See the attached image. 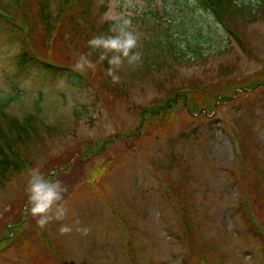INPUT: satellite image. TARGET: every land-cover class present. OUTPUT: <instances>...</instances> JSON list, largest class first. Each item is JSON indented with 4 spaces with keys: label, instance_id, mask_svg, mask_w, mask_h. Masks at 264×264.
<instances>
[{
    "label": "rangeland",
    "instance_id": "1",
    "mask_svg": "<svg viewBox=\"0 0 264 264\" xmlns=\"http://www.w3.org/2000/svg\"><path fill=\"white\" fill-rule=\"evenodd\" d=\"M57 1L49 3L52 17ZM0 7L12 15H0V103L8 115L31 114L39 123L31 166L0 190V264H264L253 226L240 215L264 231V16L239 27L248 57L195 0H91V35L111 34L116 17L129 18L142 53L138 65L120 67L111 93L104 74L103 81L89 78L93 70L82 72L88 87L38 65L18 70L13 60L22 46L70 69L81 49L74 53L61 22L47 36L33 3L18 6L17 15L14 0H0ZM157 41L174 44V60L157 52ZM144 62L153 68L143 70ZM224 78L249 81L253 90L208 116L183 108L138 120L174 88L201 89ZM35 168L67 187L68 217L45 229L24 211ZM61 224L73 231L59 234ZM84 226L87 236L75 230Z\"/></svg>",
    "mask_w": 264,
    "mask_h": 264
},
{
    "label": "trees",
    "instance_id": "2",
    "mask_svg": "<svg viewBox=\"0 0 264 264\" xmlns=\"http://www.w3.org/2000/svg\"><path fill=\"white\" fill-rule=\"evenodd\" d=\"M195 1L212 17L219 30L229 40L233 41L242 53L250 57L245 47L243 33L239 27L247 23H253L264 16V0H255V5H251L249 0L247 3L243 2V4H247L248 10L245 5L237 0ZM25 3L34 4L35 16L44 24L47 36L53 34L54 28L52 29V26L54 27L57 23L61 22L59 31L64 37L74 42L72 47L75 54H79V49H81L80 54L92 51L87 45V41L92 37L90 19H87L91 0H58L53 17L49 13L50 0H14L15 10L20 5H26ZM0 10L10 15L6 9L0 7ZM15 14L17 15V10ZM85 19L86 21H84ZM158 31H160L159 28ZM159 34L164 39L169 37L167 31L161 30ZM162 43H166V41L154 43L157 52L169 53L171 54L170 58L174 60L176 51L174 44L169 42L166 45H162ZM188 49L192 54L199 55L200 53L197 46L192 45ZM99 54V51H92L90 58L93 61H98ZM13 61L15 67L20 71L31 65H38L41 69L53 74L69 73L76 76L79 81L81 80L84 86H91L82 72L76 71L72 65H70L72 67L70 69L69 65L57 66L40 61L26 46L21 47V50L14 57ZM162 63L160 62V64ZM153 65L154 63L144 62L142 68L143 70L152 69ZM108 67L107 61L97 62L96 69L88 74L89 78L103 81L102 74L106 76L105 73ZM73 76H69V78L72 79ZM72 80L77 86L80 85L78 80ZM106 80L111 82L107 85V90L111 91V93H117L115 90H112L111 86L113 82L111 78L106 76ZM205 85L208 87L196 89L190 85L191 87L170 90L168 97L159 102H153L150 108L142 109V115L138 120L151 122L157 118L171 117L173 112L183 108L187 113L191 112L195 117L208 116L221 102L223 105L228 104L232 98L238 97L244 88L249 89V91L253 90V85L249 81H239L237 84H232L227 82L226 78L216 84L208 83ZM5 104L6 102L0 103V190L13 184L21 176L22 172L28 170L31 166L28 149L29 145L36 142L39 127L38 120L34 115H26L20 120L8 115L4 110ZM50 129L49 127L46 131L49 132ZM233 159L234 163H237V156H234ZM240 160L242 166V154ZM237 206L240 208L239 204ZM240 215L248 226L252 225L255 227H253L251 232L259 239L261 247L264 249V231L260 230L253 221H250V217H247L244 212L240 213Z\"/></svg>",
    "mask_w": 264,
    "mask_h": 264
},
{
    "label": "clouds",
    "instance_id": "3",
    "mask_svg": "<svg viewBox=\"0 0 264 264\" xmlns=\"http://www.w3.org/2000/svg\"><path fill=\"white\" fill-rule=\"evenodd\" d=\"M111 34L93 35L87 45L92 51H99L98 61L90 57L92 51L82 53L77 59L74 68L76 71L95 70L97 62L107 61L109 67L106 69V76L112 82L119 83L118 70L127 62L129 66L138 65L142 53L138 49V35L132 29L131 19L116 17L115 23L109 29ZM67 187L59 179L46 178L40 169L30 171L25 185L27 204L25 214L31 216L39 229H45L53 221H64L68 217L69 208L64 199ZM80 220H73V225H80ZM75 230L82 236H87L90 228L76 227ZM73 226L61 224L58 232L61 235L70 234Z\"/></svg>",
    "mask_w": 264,
    "mask_h": 264
}]
</instances>
